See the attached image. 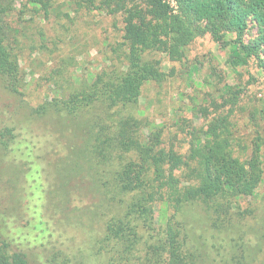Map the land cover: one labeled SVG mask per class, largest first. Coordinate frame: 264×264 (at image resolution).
Segmentation results:
<instances>
[{"label": "trees", "instance_id": "trees-1", "mask_svg": "<svg viewBox=\"0 0 264 264\" xmlns=\"http://www.w3.org/2000/svg\"><path fill=\"white\" fill-rule=\"evenodd\" d=\"M17 1L0 0V83L9 94L19 98L12 101L23 107L26 76L19 59L22 39L29 35L30 26L28 21L16 20L15 27L9 20ZM66 2L75 12L97 11L120 19L123 39L120 50L124 52L113 49L120 65L111 62L92 79L80 81L68 96L53 98L35 108L40 116L50 108L75 114L97 104L110 111L137 103L145 85L167 78L162 61L150 54L161 51L171 61L182 62L187 48L199 35H209L220 44L230 45L226 62L234 70L236 82L231 85L227 74L212 64L211 80L206 83H212L215 92L224 91L219 97L208 91L206 94L211 98L204 102L191 100V109L204 122L186 134L182 132L184 138L179 137V132H172L167 146L163 142L164 124L156 125L149 116L145 120L129 116L121 121V145L131 146L135 158L119 171L117 182L119 191L131 197L123 216L104 218L103 237L86 240V245L92 248L90 252L85 245L79 248L67 243L55 245L53 233L40 213L38 222L27 220L17 227L26 229L18 240L1 231L4 246H14L19 251L10 255L0 246V264L251 263L260 251L263 236L237 229L232 217L252 214L253 208L245 205L264 185V135L259 132L250 149L236 136L233 122L250 102L264 104V0H176V7L170 0ZM29 7L48 19L52 14L71 15L70 11H62L55 0H25L20 12L25 13ZM39 34L43 36L42 30ZM231 34L234 38H228ZM34 38L28 39L36 41ZM254 111L249 114L255 119ZM260 111L264 117V106ZM16 125L6 122L0 125V165L21 144ZM139 127H145L147 133L138 134ZM107 128L109 125L103 121L100 129ZM33 171L31 165L25 175ZM63 190L68 195L63 196L62 202V208L66 209L73 200L69 188L64 186ZM200 202L213 216L205 227L199 219L186 216L188 206ZM160 204L163 208L172 205L174 215L158 225L156 205ZM19 209L17 214L23 215L22 204ZM139 226L148 235L142 236ZM196 226L204 233L197 235ZM35 230L41 232L32 235ZM109 241L110 250L105 248Z\"/></svg>", "mask_w": 264, "mask_h": 264}, {"label": "rangeland", "instance_id": "rangeland-1", "mask_svg": "<svg viewBox=\"0 0 264 264\" xmlns=\"http://www.w3.org/2000/svg\"><path fill=\"white\" fill-rule=\"evenodd\" d=\"M23 1H17L9 15L15 27L16 20L28 21L30 26L29 35L22 39L24 44L19 59L26 76L25 95L21 99L25 100L23 107L12 101L19 98L9 94L0 83V125L17 124L21 141L15 154L0 165V234L4 231L18 240L26 229L25 226L17 227L27 220L38 222L43 213L55 245L67 243L84 247L86 240H98L105 235L104 218L123 216L127 212L131 195L119 191L117 174L135 155L129 149L131 146L121 145V121L129 116H137L140 120L149 116L156 125L164 124L166 146L172 132H179V137L184 138V133L204 122L203 117L191 109V100L204 102L211 98L206 94L208 91L213 92L214 97L224 91L215 92V88L211 89L214 85L206 83L211 80V65L219 66L231 85L236 82L234 70L226 62L231 47L214 41L209 35H199L187 48L182 62L171 61L161 51H154L150 56L162 61L167 78L161 83L145 85L137 103L110 111L97 104L75 114L50 108L47 114L40 116L35 108L48 104L53 98L68 96L80 81L92 79L111 62L121 64L113 49L120 50L123 42L122 22L103 12H75L66 0L55 2L62 11H70V17L52 14L48 19L42 13L36 14L32 7L21 13ZM170 1L177 6L176 0ZM31 31L35 33L33 36ZM234 36L231 34L228 38ZM30 37L37 40L31 41ZM120 51L123 54L124 50ZM263 106V101L250 102L233 122L236 136L250 149L258 133L264 135V117L260 111ZM251 110H255V119L249 114ZM103 121L109 125L105 131L100 129ZM144 131L145 127H139L137 133ZM95 146L100 149L96 150ZM31 165L34 171L25 175ZM64 186L71 191L73 200L66 209L62 208L63 196L68 197ZM21 204L23 215L17 214ZM34 205L38 207L35 209ZM247 205L253 208V213L246 217L234 214L232 223L237 229L262 234V247L249 264H264V185ZM173 215L172 205L168 208L156 205L158 225L165 224ZM186 216L199 219L204 227L213 219L211 211L201 202L190 204ZM195 229H199L197 235L204 233L201 227ZM138 230L142 236L148 235L140 226ZM40 232L35 230L31 234ZM110 244L106 242L105 248L110 250ZM0 246L10 255L19 251L14 246H4L1 236ZM90 249L88 247L87 252Z\"/></svg>", "mask_w": 264, "mask_h": 264}]
</instances>
